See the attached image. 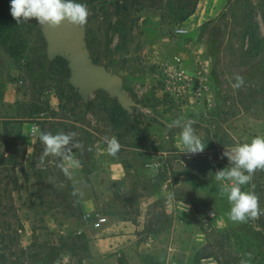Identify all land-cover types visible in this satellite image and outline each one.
Returning <instances> with one entry per match:
<instances>
[{"label":"rangeland","instance_id":"1","mask_svg":"<svg viewBox=\"0 0 264 264\" xmlns=\"http://www.w3.org/2000/svg\"><path fill=\"white\" fill-rule=\"evenodd\" d=\"M77 2L88 9L81 29L92 64L118 76L122 90L137 106L125 109L130 120L120 121L115 128L111 100L116 98L107 90L95 89L85 98L71 83V74L68 83L74 91L59 82L54 63L65 57H50L48 41L35 21L25 30L20 62L0 45V152L5 123L12 143L26 151L18 160L20 188L13 193L18 222L13 219L12 224L22 228L18 237L10 233L11 240L0 242V247L26 249L35 243L32 258L24 264H78L79 259L82 264H203L195 255L209 251H202L209 234L211 246L226 264H237L236 258L241 260L238 264L246 261L244 243L245 250H254L248 255L258 264L264 259L258 253L264 254L263 241L248 219L229 218L231 205L215 173L218 153L264 137V50L249 51L250 29L257 28L264 38V0H200L196 13L184 23H179L175 12L177 0ZM249 12L252 21L246 17ZM180 27L188 33L178 35ZM178 63L189 79L176 90L169 89L164 67ZM199 72L207 88L197 97ZM53 79V85L42 91V85ZM34 98L45 112L23 124L18 136L19 125L12 117H20ZM51 109L57 113L55 119ZM176 120L208 127L217 148L211 145L208 131L193 125L205 150L184 154L180 128H169ZM41 132L72 134V144L61 151L62 163L56 155L44 156ZM113 138L119 147L110 154ZM61 166L69 182L63 179ZM184 169L199 177L183 176L179 189L171 192V173ZM161 173L170 182L163 181L157 188L155 177ZM241 190L248 191L247 185ZM254 195L256 226L263 230L264 169L255 170ZM172 207L173 213L167 214ZM88 212L108 217L107 224L94 229L84 218ZM208 212L215 216L206 222ZM118 220L130 221L129 234L134 237L113 253L102 252L97 237L108 236L104 229Z\"/></svg>","mask_w":264,"mask_h":264},{"label":"trees","instance_id":"2","mask_svg":"<svg viewBox=\"0 0 264 264\" xmlns=\"http://www.w3.org/2000/svg\"><path fill=\"white\" fill-rule=\"evenodd\" d=\"M200 0H177L176 3V9L175 11L178 15V21L179 23L187 22L195 13L198 7ZM10 3L11 0H0V45L3 46L7 52L11 55L14 60L17 62H20V60L23 58V50L25 48V43L27 41L25 37V30L27 27L36 20L30 19L28 22H21L18 23L17 20H15L11 14H10ZM143 6V5H142ZM247 18H250V20H253V16L251 12L247 13ZM262 21L264 23V9H262L261 13ZM251 33L249 34V51L255 52V53H261L262 50H264V38H260L257 34V28L253 31V29H250ZM38 32L40 33V30L38 29ZM57 68L59 69L60 76L59 82H62L64 85H67L72 91H74V88L68 83V79L70 78V69H69V63L65 58L59 57L56 62L54 63ZM53 82H46L44 85H42V91H46L50 88V83L53 85ZM57 81H55L56 83ZM58 85V83L56 84ZM56 96L60 98L61 101L62 96L55 91ZM76 94V93H75ZM78 96V94H76ZM40 97V94L38 95ZM112 113H111V119L113 122V125H115V128H118L117 125H119L120 121H128L130 120L129 113L123 109L116 99H112ZM92 105L93 103H89ZM88 104V105H89ZM24 110L22 111L21 115H17L20 117H12L16 120V122L19 125V132L17 135L19 136L21 133V128L23 124L27 123L28 120H37L40 118V116L45 112L42 109V106H40L35 98L32 99L31 103L28 106H24ZM51 114L54 116L57 115L56 111L51 109ZM13 119V120H14ZM161 122V125L167 126V123ZM5 144L4 149L2 152H0V178L4 176V180H0V242L1 243H7L6 240L10 239V233L15 234L17 237L19 236V231L21 230V225L18 224L16 227H13L12 220L14 219L15 222H18L17 215H16V208L14 203V197L13 193L18 191L20 188L19 185V177L17 176V168L19 167V158L20 153L21 156H25L26 151L21 152L18 145L15 143V145L12 143V139L9 134V129L7 128V123H5ZM194 126L197 127H203L204 130L208 131V133L211 136L212 144L214 149L217 148V141L212 136V132L208 127H205L202 123L195 122L193 123ZM72 142L70 141L69 145H71ZM137 148H141L140 144L136 145ZM57 160L62 163V156L60 154H56ZM216 164L218 170L224 169L229 165V163L225 160L224 157H222L221 153H218L216 155ZM62 172V177L66 182H69V176L65 171V167L61 166L60 168ZM173 175L172 177V192L175 193V187L179 184V180L181 177H199L198 174L192 173L191 171L184 169L182 171H179L177 173H171ZM247 174V173H245ZM156 183L155 186L158 188L159 183H162L163 181L168 180L165 176V174L161 173L157 177H155ZM248 191L252 192L254 194V187H255V171L252 174V179L249 184H247ZM69 188L72 190V187L69 185ZM158 190V189H157ZM258 216V210L257 215L254 218H248L253 233L257 235L264 244V229L259 230L257 224H259V221L256 219ZM262 227L264 228L263 224ZM14 229V231H12ZM209 234H206V246L202 248V251H206L207 248H209V251L206 253H197L195 255V260L197 262L211 258L217 262V264H226L222 258L216 253L215 246H211V239L209 237ZM15 237H13L14 239ZM16 239V238H15ZM217 241V237H214V242ZM0 243V244H1ZM221 244V242H220ZM245 243L241 246V249H243V254L246 258V261L242 264H256L257 259H250L249 253L253 252L254 250L250 247L248 250H245L247 248L244 246ZM218 246V245H217ZM252 246V245H251ZM35 243H32L28 248L26 249H18L16 247H10L9 244L6 246L0 247V264H24L25 260H29L32 258L31 251L35 248ZM219 247H223L222 244ZM261 248V247H256ZM206 249V250H205ZM18 252V253H17ZM261 257L264 256V254L261 251H258ZM19 256V257H18ZM17 257V258H16ZM12 258H16L12 260ZM238 263H241L240 258L235 259ZM119 262H121V258H119ZM83 259H79L78 264H82ZM234 264V263H232ZM258 264H264V259L261 258L260 261H258Z\"/></svg>","mask_w":264,"mask_h":264},{"label":"clouds","instance_id":"3","mask_svg":"<svg viewBox=\"0 0 264 264\" xmlns=\"http://www.w3.org/2000/svg\"><path fill=\"white\" fill-rule=\"evenodd\" d=\"M10 14L18 23L35 19L38 25L55 30L64 23L83 28L87 23L88 9L77 0H11ZM193 123L192 120L183 123L176 120L169 125V128H180L179 143L184 154L196 155L205 150L200 137L195 134ZM71 139V133L39 134V140L45 146L44 156L60 154ZM118 147L113 138L109 142V153L115 154ZM222 157L227 158L230 166L218 170L215 179L227 193L231 205L229 218L234 222H244L256 217L258 199L252 192L242 191L241 186L251 182L255 170L264 169V137L257 136L251 143L238 144L224 151ZM224 181L229 183L224 185Z\"/></svg>","mask_w":264,"mask_h":264},{"label":"water","instance_id":"4","mask_svg":"<svg viewBox=\"0 0 264 264\" xmlns=\"http://www.w3.org/2000/svg\"><path fill=\"white\" fill-rule=\"evenodd\" d=\"M42 31L48 41L50 57H65L71 70V83L85 98L93 90L104 88L123 109L137 106L122 90V81L118 76L92 64L81 28L64 23L55 30L42 27Z\"/></svg>","mask_w":264,"mask_h":264},{"label":"built area","instance_id":"5","mask_svg":"<svg viewBox=\"0 0 264 264\" xmlns=\"http://www.w3.org/2000/svg\"><path fill=\"white\" fill-rule=\"evenodd\" d=\"M176 33L180 36H183L188 33V30L184 27H180V28H177ZM164 68H165V73L167 75V86L169 89L176 90L183 80L189 79L188 76H185L183 71L179 68V63H178V66L175 64L173 65L166 64ZM198 74H199L198 76H200L201 73L199 72ZM206 82L207 80L205 77H201V76L199 77L198 84L200 86L196 90L197 97H200L203 95V90L207 88ZM156 144L158 145L159 142H157ZM214 216L215 215L213 212H208L205 215V221L206 222L211 221L212 218H214ZM84 218L85 220L90 221V224L94 229H101L108 222V217L101 216V215H93L90 212L86 213Z\"/></svg>","mask_w":264,"mask_h":264},{"label":"crops","instance_id":"6","mask_svg":"<svg viewBox=\"0 0 264 264\" xmlns=\"http://www.w3.org/2000/svg\"><path fill=\"white\" fill-rule=\"evenodd\" d=\"M184 177H186V176H184ZM181 180H182V177L180 178L179 181H181ZM169 182L170 181L167 180L164 183H166V185H167ZM175 188L179 189V184ZM173 197L174 196L171 195L170 199H169V202H171L172 205L175 202V198H173ZM185 205H187V204H185ZM187 206L189 207V205H187ZM173 210H174L173 207L170 208V211H167V214H172ZM129 224H130V221L118 220V221H116V223H113L104 229L105 232L109 233L108 236H104L101 238V237H97V236H99V234L95 235L98 238L97 245L101 247L102 252L109 251V252L113 253L116 251V249L119 246H122L124 242H127L128 239L134 237V236H131L129 234V230H131L129 227ZM132 226H134V225H132ZM122 231L124 233H122ZM112 258H114V260H116L117 256H113ZM203 261H204L203 264H215L214 262H211L210 259H204Z\"/></svg>","mask_w":264,"mask_h":264},{"label":"bare ground","instance_id":"7","mask_svg":"<svg viewBox=\"0 0 264 264\" xmlns=\"http://www.w3.org/2000/svg\"><path fill=\"white\" fill-rule=\"evenodd\" d=\"M203 7V6H202Z\"/></svg>","mask_w":264,"mask_h":264}]
</instances>
